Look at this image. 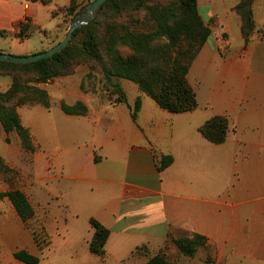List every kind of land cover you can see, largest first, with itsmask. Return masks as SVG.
<instances>
[{"label":"crops","instance_id":"1","mask_svg":"<svg viewBox=\"0 0 264 264\" xmlns=\"http://www.w3.org/2000/svg\"><path fill=\"white\" fill-rule=\"evenodd\" d=\"M70 2L0 0V32L5 33L0 52L28 56L47 50L64 26L60 9ZM236 3L197 0L204 22H212V33L188 73L196 110L171 114L142 96L133 121L131 109L139 96L134 84L120 83L127 104L104 103L83 96L79 80L71 77L58 83L60 99L68 105L85 102L87 116H69L55 107L21 117L40 146L31 172L42 181L28 193L35 217L40 200L56 205L40 212L48 214L47 236L36 233V242L16 212L1 215V229L10 215L14 223L15 251H7V264H24L14 258L21 250L38 257L35 243L67 237L83 214L88 225L93 218L110 230L104 257L94 255L103 264H144V258L132 256L138 247L147 246L156 254L170 240L193 234L206 238L207 249H200L189 264H207V257L210 264H264V0L252 3L260 32L246 47ZM23 27L27 30L20 39ZM32 37L37 39L35 47L29 43ZM218 38H223L221 47ZM192 73L207 86V98L199 95ZM218 115L228 118L230 131L216 145L205 140L199 128ZM3 135L0 125V155L15 163L21 153L2 145ZM159 153L173 158L162 172L155 161ZM92 236L93 230L90 240Z\"/></svg>","mask_w":264,"mask_h":264},{"label":"trees","instance_id":"2","mask_svg":"<svg viewBox=\"0 0 264 264\" xmlns=\"http://www.w3.org/2000/svg\"><path fill=\"white\" fill-rule=\"evenodd\" d=\"M30 1L48 5L51 0ZM236 1L234 11L241 22V35L246 47L255 32H260L256 31L253 18L254 0ZM78 3L71 0L60 11L75 16L83 10H77ZM109 14L113 17L111 22H107ZM211 24H206L200 16L197 0H107L100 14L88 25L77 29L70 43L53 57L31 64L0 62V77L8 76L12 80L8 90L0 92V125L6 135L5 141L10 143L11 136L16 135L22 149L27 152L36 150L33 137L23 126L17 108L42 105L48 109L47 92L35 84H45L69 75L73 66L80 63L101 67L110 103L127 104L126 93L117 80L135 84L139 96L131 109L133 121L137 120L142 96L152 99L171 114L196 110L197 95L188 80V73L211 36ZM26 30L22 28L18 35L20 39H23ZM4 36L5 33L0 32V38ZM25 76H30L29 80L35 84L25 85L22 82ZM60 108L69 116L88 114V108L81 102L74 105L61 102ZM229 131V120L221 115L212 117L199 128L203 138L216 145L225 141ZM155 161L158 172H162L172 164L173 158L159 153L155 155ZM0 172H12L1 157ZM3 199L8 200L22 222L33 218V207L20 189L0 192V200ZM89 225L93 230L89 251L103 258L110 230L93 218L89 220ZM36 235L35 241H38ZM170 241L178 261L170 260L164 248L153 254L144 245L138 247L132 256L144 258V264H179L180 259L190 262L200 249H207L206 238L197 234ZM14 258L24 264L40 262L38 257L24 250L17 251ZM205 262L210 264V258L207 257Z\"/></svg>","mask_w":264,"mask_h":264},{"label":"rangeland","instance_id":"3","mask_svg":"<svg viewBox=\"0 0 264 264\" xmlns=\"http://www.w3.org/2000/svg\"><path fill=\"white\" fill-rule=\"evenodd\" d=\"M92 1L93 0H83L79 2L77 4L78 6L77 10L81 8L83 9L85 6H87ZM63 15H64V26L62 28L60 36L56 39L55 43H53V45H51L48 49L52 48L54 45L59 43L64 38L65 33L70 26L71 20L74 18V16L70 15L68 12L63 13ZM112 19L113 17H111V15L109 14V16H107V22H111ZM262 26H264V24H262ZM29 43L32 47L37 46L36 37H32L29 40ZM37 50H40V49H37ZM122 52H126V51H122ZM71 77L72 78L76 77L79 80L80 82L79 92L83 94V96L89 97L90 99H98L104 103H110L107 97L108 96L107 86L105 84L103 75L101 73V67L96 66L93 63H80L78 65L73 66L71 74L60 76L54 79L53 81L45 83V84H35L34 81L29 80L31 79L30 76H25L22 80V82L25 83V85L31 86L35 84L37 87L47 92L48 97H49L50 106L48 109L42 105L20 106L17 108V112L20 116V119L21 117L28 115L29 113H31L32 110H35V109L51 111L53 108L57 107L61 110L60 104L61 102L65 103V101L60 99L59 93L56 88L58 86V83L61 80L71 78ZM24 80H27V81H24ZM117 81L120 83L121 82L126 83L124 82L125 80H117ZM191 81L194 84L196 83L195 86L199 92V95L203 98H207L208 97L207 86L204 88L203 85L199 83L198 78L195 77V73L191 74ZM127 82L129 83V81ZM11 83H12V80L10 77L8 76L0 77V92L7 91ZM130 84L133 85L132 82H130ZM129 95L132 96L131 91H129ZM77 102L83 103L88 108L85 102L83 101H77ZM21 122H22V119H21ZM23 126L26 127L24 124ZM26 128L29 129L28 127ZM29 131L33 137V142L36 147V150L34 152H27L24 149H22L16 135L11 136L10 143H7L5 141L6 139L5 133L1 138L2 145L6 146L7 148L16 150V152L21 153V155L19 154V157L15 163L8 162L4 157L0 155V157L6 163V165L12 170V172H8V173L0 172V192H5L7 190L15 189V188L20 189L26 195V197L28 198L31 204L28 193L30 190L35 188L37 181L40 182L41 177L38 178L34 174V172H31V169L33 166L32 164L35 159V155L39 152L40 146L38 145L30 129ZM38 140L41 145L42 144L43 146L45 145V141H43L40 136H38ZM95 159L99 160V157L95 155L94 160ZM38 192H39V198L42 199L44 197L43 187H42V190H38ZM43 203H44L43 200L39 201L38 205L35 206L37 209L36 217L34 215L31 220L25 223L26 226L29 225V227H31L30 233H31V236L34 242H36L35 233L37 234L39 233L38 235H40L43 232L45 235L44 224L48 220V214L47 212L46 213H40V212H42L44 209H47V207H49L51 203L52 205H56L54 200L50 201L46 205H44ZM13 211L15 212V210L13 209L11 204L8 202V200L6 199L0 200V218H1V215L3 214L9 215ZM79 221H80V224L77 227V229L75 231H71L67 237L65 238L60 237L59 239H57L56 237L55 240H53L52 242L50 241L49 237H46L45 242L43 241L41 246H40V243L39 244L35 243L37 250H38V258L40 260L39 264H103V262H99L100 261L99 258L92 255L88 249V244H89L88 241L90 240L89 233L92 232V230H91L90 225H88L87 223V215L83 214L82 220L80 216ZM2 225L3 223L0 222V240H2L3 242L2 246L0 247V254H1L0 264H7V261H6L7 251L8 250H10V252L15 251V247L11 246V243L13 241L12 234L14 232L13 230L14 223H13V218L11 217V215L9 217V224H5L4 228L1 229ZM164 251L166 252L170 260L178 261L179 257L178 255L175 254V248L173 244L171 243V241H169V244L166 247H164ZM189 263L190 262L186 259H183V260L180 259L179 261V264H189ZM104 264H115V263H104ZM126 264H138V261L131 260L130 262H127Z\"/></svg>","mask_w":264,"mask_h":264},{"label":"water","instance_id":"4","mask_svg":"<svg viewBox=\"0 0 264 264\" xmlns=\"http://www.w3.org/2000/svg\"><path fill=\"white\" fill-rule=\"evenodd\" d=\"M106 1L107 0H93L87 6H85L83 10L75 15L71 20L70 26L66 31L64 38L52 48L28 56H15L0 52V62L12 64H31L53 57L55 54L61 52L70 43L73 34L77 29L88 25L100 14L102 6Z\"/></svg>","mask_w":264,"mask_h":264},{"label":"built area","instance_id":"5","mask_svg":"<svg viewBox=\"0 0 264 264\" xmlns=\"http://www.w3.org/2000/svg\"><path fill=\"white\" fill-rule=\"evenodd\" d=\"M217 43H218V46L221 47L223 45V43H224L223 38H218L217 39Z\"/></svg>","mask_w":264,"mask_h":264}]
</instances>
